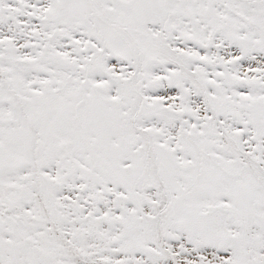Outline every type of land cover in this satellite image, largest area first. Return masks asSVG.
<instances>
[{
  "label": "snow or ice",
  "instance_id": "snow-or-ice-1",
  "mask_svg": "<svg viewBox=\"0 0 264 264\" xmlns=\"http://www.w3.org/2000/svg\"><path fill=\"white\" fill-rule=\"evenodd\" d=\"M0 264H264V0H0Z\"/></svg>",
  "mask_w": 264,
  "mask_h": 264
}]
</instances>
